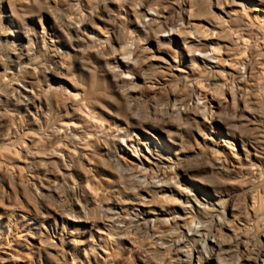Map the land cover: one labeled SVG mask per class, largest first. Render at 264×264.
Listing matches in <instances>:
<instances>
[{"label":"bare ground","instance_id":"1","mask_svg":"<svg viewBox=\"0 0 264 264\" xmlns=\"http://www.w3.org/2000/svg\"><path fill=\"white\" fill-rule=\"evenodd\" d=\"M225 2L64 0L61 3L64 11L59 18L61 45L82 51L124 100L116 109L120 113L116 118L119 123L113 126L97 116L99 91L91 92L85 85L64 79V66L51 69L32 66L33 45H24L26 36L20 40L19 48L10 47L12 52L5 55L7 66L0 73V128L6 127L7 132L17 118L22 120V114L43 123L50 120V110L59 116L57 121L38 128L42 131L37 140H43L47 146L44 152L32 151L27 141L28 144L23 142L14 150L17 153L16 149L21 148L23 156L32 160H47L55 169L45 172L44 179L35 174L40 179H34L30 192L35 201L33 213L39 220L23 225L19 234L33 248L41 247L48 261L54 256L59 264H78V252L103 260V242L111 240L119 253H143L144 257L138 255L141 264H264V160L253 154L244 153L241 158L232 150H220L222 145L205 126L220 123V111L230 113L233 119L243 109L240 93L255 69L264 89V11L261 17L256 15L254 22L235 9L252 6L250 0H229V9L224 8ZM257 2L264 7V0ZM15 37L13 41L17 40ZM10 38L5 35V39ZM34 40L43 44L39 49L52 51L55 59L62 58L63 52L55 50L47 33L35 36ZM22 50H26L24 58ZM151 69L153 76L146 78L145 71ZM36 73H41L44 80L38 82ZM52 79H60L61 83L54 85ZM143 94L149 102L164 99L165 103L160 113L151 111L152 117L148 115L150 119H146L145 115V120L137 115L141 120L138 121V113L133 111ZM262 95L264 102V90ZM144 123L157 129L172 128L182 137L186 133L184 139L189 148L204 144L209 151L177 149L168 154L121 127ZM175 142L160 145L170 149L178 145ZM245 145L241 141V151ZM197 153L201 162L196 168L183 165ZM89 156L113 163L116 175L122 176L108 191L98 190L96 193H100L94 198L85 195L83 188V183L91 180L89 174L74 170L77 164L83 167ZM123 158L130 162L124 163ZM193 169L201 173L213 171L225 188L213 192L197 184L189 178ZM5 170L2 174L8 175L10 172ZM75 171L78 178L72 177ZM23 182L15 183L21 189L27 188ZM61 183L67 187L71 199L68 205L56 206L61 211L54 216L45 198H60L57 185ZM234 185L237 190L229 192L228 187ZM236 193L246 202L239 213H233L229 207ZM96 202L99 215L90 218L88 206L97 205ZM52 210L57 212L56 208ZM51 215L55 222L47 224ZM70 219L76 224L71 225ZM1 227L10 232V226ZM95 230L104 233L98 240L93 237ZM0 251V264H27L28 259L21 253Z\"/></svg>","mask_w":264,"mask_h":264},{"label":"rangeland","instance_id":"2","mask_svg":"<svg viewBox=\"0 0 264 264\" xmlns=\"http://www.w3.org/2000/svg\"><path fill=\"white\" fill-rule=\"evenodd\" d=\"M53 1L54 2L50 4L47 2V0H42V3L39 4V0L38 1L37 0H0V70H1L0 73L3 71L2 70L3 67L6 68L7 66V64H5L6 63L5 59L8 53L10 54L12 52V49L9 50L10 47L19 48V45L21 43L20 40L26 36L25 38L27 40H24V45L25 44H28V45L31 44L30 46L33 45L32 46L33 48L31 47L32 50L30 49L31 51L30 53L33 54L31 55V57L34 56L33 58H35L34 59L35 64H34V61L33 63L32 61H30L32 64L30 62L29 64H31L32 66L33 65L39 66L42 69L44 68V66L45 68H50V69L51 67L53 68L55 66H58V67L64 66L65 69L62 72V77L64 79L69 80L72 83L76 82L80 85H85L87 90L91 92L99 91L101 98H100V105L98 106L99 110L97 109V116L104 119L107 123L111 124V126L119 123L116 118H119L120 113L117 114L116 109L118 108V106H121V104H124V100L121 94L118 92V89H116L110 83L108 77L103 75V73L100 71L99 68L94 67L92 65L93 63L88 62V60L86 59V56L83 55L82 51L77 50V49L73 51L69 47H65L63 44L61 45L58 37L60 35L59 32L61 28L59 27L60 19H61L60 17L62 16V14H64L61 3L64 0H53ZM225 1L226 2L223 6L224 8L229 9V5H228L229 0H225ZM250 1L252 3V6L248 8L237 7L235 9L240 14H242L245 18L251 19L252 21L255 22L256 21L255 18L257 14L260 17L263 15L262 11H264V7H260L257 0H250ZM2 33L4 35H1ZM43 33L48 34V40L52 38V45L56 47L55 50L63 52L62 58L55 59L54 58L55 54H53L52 51L50 50L44 51L43 49H39V47L41 48L43 44L35 43L34 37L42 36ZM5 35H9V37L11 38L9 40L5 39ZM13 37H15L17 40L13 41L12 40ZM29 38L32 42L28 40ZM6 40L7 42H5ZM13 42H15L16 44ZM35 47L36 49H34ZM29 48L30 47L28 46V49ZM25 51L26 50L24 51L22 50L21 52L23 55L21 56L23 58L26 56ZM153 71L152 69L150 71L146 70L144 73L145 77L151 78L154 74ZM196 71L199 72L200 68L199 70L196 68ZM35 78L37 81L44 80L43 79L44 76L41 73H36ZM257 80L259 81V78H258L257 70L255 69L253 76L246 81L240 93L242 95L241 96V108L243 109L237 112V114L235 115L233 119L231 118L232 115L230 113L227 112L228 113L227 114L226 111L225 112L220 111L221 114L218 112L220 114V115L218 114L220 116V123H215L213 126H209L206 124L205 126H206V129L212 131V134L214 135V137H216V141L220 143V145H222L220 150H222L223 148L226 150V152L229 150H232V152L235 153V155H239L241 158L244 157L245 155L244 153L253 154V155L262 157L264 160V102H263V95H262L264 89L262 88L263 86L261 85L260 81L258 82ZM38 82H41V81H38ZM50 82L54 83V85H58L61 83V80L52 79L50 80ZM70 89L72 92L74 91L72 88ZM164 103H165L164 99H160L158 102H149L143 94V96L140 98L139 104L136 105L138 107L135 106V109L136 110L138 109L137 112H134L136 111L134 109L133 113H138L136 114V116L140 115L139 117L145 120L146 116L148 115L151 116V111L154 112L155 110H157L156 111L157 113L156 112L155 113L156 114L160 113L162 111L161 107L162 108L164 107ZM48 113L50 115V120L45 123H48V125H50L52 122H55L58 120L59 116L53 110H50V112ZM20 117L22 118V120L20 118H17V120L13 122L15 124H12V125L10 124L11 127L9 126V128H7V132L9 131L8 133L6 132V129H5L6 127L0 128L1 130L0 131V162H2L0 163L1 164V167H0V192H1L0 194V214H2L0 215V226H3V227L10 226V232L8 231L4 232L2 230V227L0 228V233H1L0 234V249L2 250L4 249V251H6L5 253L7 254H13V255L14 254L17 255L20 253L23 254L22 256H24L26 260L27 259L29 260V261L27 260V264H34V263L35 264H48V263L55 264V262L59 264V262L53 258L54 256L49 258V261H48V258H46L45 256L46 254L42 252L43 249L41 247H38L40 249H38L37 247L33 248V245L25 243L19 235V234H22L21 229L23 228L22 227L23 225H26L27 223H30V222L33 223L39 220V218H37L38 217L37 214L33 213L35 212L33 210V204L35 201L32 195L33 193L30 192L33 186L32 182H34V179L39 178V177L44 179L46 176L44 174L45 172L47 174V171L51 172L55 170L54 167L52 166L53 164L49 163V161L47 160L41 161L42 158L32 160L31 158L25 155L23 156V152H21V148L16 149L17 153L14 151L15 148L17 146L20 147L23 142L25 143L28 142L29 144L28 143L27 144L31 146L30 149L32 151L38 150L40 152L41 151L44 152L47 149V146H45V143L43 140H37L38 139L37 135H39V133H41L42 131L39 129L40 130L39 132L38 128H41L43 125L45 126V123H43V120L38 118L41 121L39 120L35 121L31 118L30 115H27V114L26 115L22 114L20 115ZM139 117H138V121L140 120ZM154 117H155L154 119H157V116H154ZM148 118L149 116L146 119ZM151 121H153V119ZM13 125H15V127ZM121 127L126 129L125 132H129L130 134H133L134 136L135 134H137L139 139L142 141L149 142L153 145L154 144L158 145L159 148L164 149L168 154L170 151H174L177 149L181 151H189L192 149L196 151H201V150H204L206 152L209 151V149L203 147L204 144H201L199 146H194L192 149L189 148L188 147L189 144H187L186 140L184 139V137L186 136L185 135L186 133H184L185 136L182 134L183 135L182 137L181 135L174 132L172 128H169V127L164 128V129H157V128H154L148 125L147 123H144L142 125H135V127H132V126H128V127L121 126ZM4 130L6 133L3 132ZM227 133L228 135H226ZM219 134L223 135V137L221 136L219 137L218 136ZM31 139H32V142H31ZM165 141H166V144H170L169 142L176 141L175 143L178 145L171 146L170 149L167 147H162L160 145V142H165ZM241 141L246 143V145L243 148L244 151H241V147H240ZM247 141H251L252 144L251 145L247 144ZM182 143L183 144L185 143V144L182 145ZM33 145H35V147ZM11 146L14 147L13 150ZM42 146H44L45 149ZM40 147L42 149H40ZM190 153L192 152L190 151ZM1 155L3 156L4 159L1 158L2 157ZM197 156H198V153L194 155L195 158L192 156L191 157L192 159L183 162V165L186 164L185 165L186 167L189 166L192 168H196V166L199 165L198 163L201 162V159L199 160V157ZM250 158H252V156H250ZM86 161L87 162L86 164H83V167L79 168L78 164L74 166V170L76 171L82 170L84 173L87 172V175L89 174V177H90L89 180L91 179L88 184L83 183L84 192H86L85 195H90L92 198H94L95 196L97 197L100 193V192L96 193L98 192V190L104 191L106 189L108 191L109 186L117 184L119 181H121L120 178L122 176L120 173L118 174L120 176L116 175L118 171L115 170V167H114L115 165L113 163H112L113 165L109 164V162L107 164V161H104V160L102 161L98 157H92V156H89ZM102 162H104L106 165ZM123 162L128 164V162L130 161L123 158ZM13 166L15 169L13 168ZM45 166H48V167L45 168ZM44 168L46 170H44ZM5 169H7V172H10L8 173V175H4L5 174L4 171H6ZM193 170L194 171L190 174L191 176H189V178H191V180H193L197 184L205 186L206 188L210 189L213 192H219V191H222V188H225V186L223 187L219 183V181L221 180L220 176L216 175V173H214L213 171H210L209 169H207L205 172L201 173L195 169ZM76 171L73 172V175H72L73 178L79 177V175L76 174L78 173ZM36 173L37 175L39 174L38 175L39 177L37 175L35 176ZM10 174L11 175L13 174V175L11 176ZM16 174H18L19 176ZM32 174L35 177H33ZM67 178H70V177H66V179ZM248 180L251 181L252 179L250 178ZM21 181H24L23 184L24 185L26 184L25 186H28L27 187L28 189L26 187H23V189H21L17 185L18 182H21ZM27 182L28 183L30 182V183L28 184ZM93 187H97L98 189L97 188L95 189ZM228 188H229L228 190L229 192H235L237 190L236 185L231 186V187L229 186ZM57 189H58L57 192L60 193V194L57 193L60 198L46 196V198L49 199V201L45 198V203L47 204L48 207H50L49 208L50 213H52V215L54 216L55 215L57 216V214L61 211L57 207L68 205L71 199L68 195L67 187L64 184L61 183L57 185ZM238 194L240 195V192H238ZM238 194L237 193L235 194V197L233 198L232 202L229 205V207L231 208L230 210H232L233 213H239L243 211L242 210L244 209L243 207L246 206V202L244 201L243 197L239 196ZM1 197L4 199H2ZM96 204L97 205H90L91 208L88 206V210H89L88 215L90 218H92L93 216L98 217L99 215L98 202H96ZM92 206H94V208H92ZM55 208L57 212L52 210ZM34 214L35 216H33ZM52 215L49 218H47V224L48 223L54 224L55 218L52 217ZM19 216L21 217L19 218ZM23 216H25V218H22ZM56 221H57L56 223H59L58 219ZM73 221L74 220L70 219L69 223L71 225H75L76 223L75 221L74 222ZM101 235H104V233H102L100 230L98 231L95 230L93 232V237L96 240L100 239ZM49 237L52 240L53 236L49 235ZM111 243H112L111 240H109V241L103 242L104 245L102 244L103 250L105 249L104 250L105 252L101 254L102 258L104 257L103 260H101L100 257H97V259H94L92 255L87 256V254H86L87 257H85V253L78 252L77 257L79 258H77V263L78 264H88L89 262L88 260H90V264H94V263L95 264H141L138 261V255L140 254L139 257L141 255L142 257H144L143 253L133 254L132 252L127 251L124 254H122L121 252L120 253L117 252L118 251L116 250L117 247L113 243L112 244Z\"/></svg>","mask_w":264,"mask_h":264}]
</instances>
